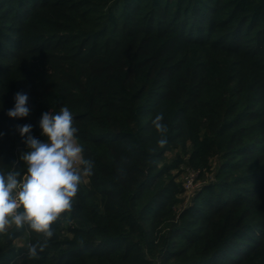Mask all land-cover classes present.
I'll return each instance as SVG.
<instances>
[{"label": "trees", "instance_id": "obj_1", "mask_svg": "<svg viewBox=\"0 0 264 264\" xmlns=\"http://www.w3.org/2000/svg\"><path fill=\"white\" fill-rule=\"evenodd\" d=\"M65 106L93 174L38 258L42 234L0 233V264H264V0H0V171Z\"/></svg>", "mask_w": 264, "mask_h": 264}, {"label": "clouds", "instance_id": "obj_2", "mask_svg": "<svg viewBox=\"0 0 264 264\" xmlns=\"http://www.w3.org/2000/svg\"><path fill=\"white\" fill-rule=\"evenodd\" d=\"M28 100L27 93L17 92L13 108L7 111L8 117L29 116ZM163 121V112L157 113L152 120L159 134V148L168 143V126ZM39 127L46 141L31 135L32 125L17 126L27 149L20 155L26 173L21 176L17 170L0 171V233H6L12 226L16 229L27 226L45 238L42 244L28 246L30 258H38L45 250L54 235L52 226L64 213L71 212L79 185L93 174V162L83 156L84 149L76 136L78 129L68 107H62L55 114L44 112Z\"/></svg>", "mask_w": 264, "mask_h": 264}, {"label": "rangeland", "instance_id": "obj_3", "mask_svg": "<svg viewBox=\"0 0 264 264\" xmlns=\"http://www.w3.org/2000/svg\"><path fill=\"white\" fill-rule=\"evenodd\" d=\"M186 171H187V173L185 175H188L189 176L188 179L189 178L190 179H194V178L196 179V177L199 178L198 171L197 170L194 171V172H192L191 174H189V170L188 169H186ZM195 179L192 180V183L190 184L191 187H196L199 184V183L195 182ZM199 179H200V182H201L202 178H199Z\"/></svg>", "mask_w": 264, "mask_h": 264}, {"label": "built area", "instance_id": "obj_4", "mask_svg": "<svg viewBox=\"0 0 264 264\" xmlns=\"http://www.w3.org/2000/svg\"><path fill=\"white\" fill-rule=\"evenodd\" d=\"M188 170H189V174H191L192 172L196 171L194 169H188ZM188 177L189 176L186 175V180H187L186 181V186H187V188L192 189L193 187H191L190 184L192 183V180H194L195 178L194 179H190V178L188 179Z\"/></svg>", "mask_w": 264, "mask_h": 264}]
</instances>
